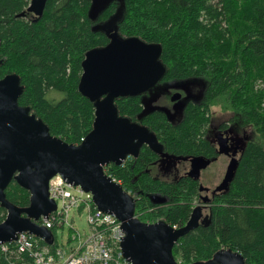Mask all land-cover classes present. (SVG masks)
Wrapping results in <instances>:
<instances>
[{
    "label": "trees",
    "instance_id": "1",
    "mask_svg": "<svg viewBox=\"0 0 264 264\" xmlns=\"http://www.w3.org/2000/svg\"><path fill=\"white\" fill-rule=\"evenodd\" d=\"M29 6L30 0H0V79L21 77L19 104L30 107L54 136L80 144L95 121L94 105L78 90L85 54L106 46L115 28L122 36L161 44L167 74L159 91L120 99L117 107L155 133L171 159L158 160L144 147L135 162L105 171L135 198L144 223L164 220L181 229L195 208L202 209L199 227L173 249L178 263L208 261L232 249L246 264H264V0H47L41 17ZM173 80L204 86L202 102L179 118L164 107ZM215 106L235 114L240 127L252 128L260 141L246 143L234 178L205 208L199 183L175 169L178 160L216 157L209 134ZM154 164L160 174L135 179ZM6 196L16 207L30 205V192L16 182ZM6 216L0 205V224ZM58 231L49 230L52 242L35 240L38 247L66 248ZM11 246L0 253V264H35L32 253Z\"/></svg>",
    "mask_w": 264,
    "mask_h": 264
},
{
    "label": "water",
    "instance_id": "2",
    "mask_svg": "<svg viewBox=\"0 0 264 264\" xmlns=\"http://www.w3.org/2000/svg\"><path fill=\"white\" fill-rule=\"evenodd\" d=\"M119 1L124 5V0ZM46 4L47 0H30L28 10L41 17ZM109 39L106 46L89 50L82 62L78 90L94 105L95 121L80 144H69L54 136L30 107L19 104L24 87L18 74L0 79V205L7 210L6 219L0 224V246L16 242L22 233L45 242L54 240L40 221L57 210L56 202L50 198L49 184L61 176L67 184L91 193L100 211L117 217L125 232L123 254L132 264H179L173 249L181 238L199 227L202 209L195 208L181 229L164 220L144 223L136 216L135 198L105 171L110 165H123L130 157L138 158L143 146L161 159L169 157L155 133L120 115L117 107L120 99L147 94L153 97L159 91L167 74L161 59L163 47L139 37L122 36L117 28ZM179 98L175 94L172 102ZM240 143L225 133L218 138V157L183 159L190 162L188 175L199 183V199L204 206L212 202L218 191L209 187L205 174L224 155L240 158L244 150ZM238 161L232 163L228 182L235 176ZM12 182L30 192L28 207L19 208L8 201L6 190ZM192 264L246 261L237 251L222 249L210 260Z\"/></svg>",
    "mask_w": 264,
    "mask_h": 264
},
{
    "label": "built area",
    "instance_id": "3",
    "mask_svg": "<svg viewBox=\"0 0 264 264\" xmlns=\"http://www.w3.org/2000/svg\"><path fill=\"white\" fill-rule=\"evenodd\" d=\"M49 193L57 204V210L43 217L40 225L49 230L68 228L75 245L52 252L49 248L38 247L35 240L41 239L22 233L16 242L1 245L0 253L11 252L13 245L18 252L32 253L35 264H132L123 254L121 245L125 232L121 222L114 214L100 211L91 193L67 184L61 176L50 181ZM73 211L87 212L88 234L83 236L76 230L72 221Z\"/></svg>",
    "mask_w": 264,
    "mask_h": 264
},
{
    "label": "rangeland",
    "instance_id": "4",
    "mask_svg": "<svg viewBox=\"0 0 264 264\" xmlns=\"http://www.w3.org/2000/svg\"><path fill=\"white\" fill-rule=\"evenodd\" d=\"M188 82L191 83H196V81H175L173 80V82H171L172 88L177 89L179 88V86L181 84H186L188 86H192V84H189ZM166 88V87H165ZM166 90H168V88H166ZM166 109L168 110H172L173 113H176V109L178 107L175 108H171L167 105L164 106ZM213 111V120H212V127L210 128V135H211V141L213 143L215 142V129L220 123L223 122H228L230 119H232V123L229 124V126L232 128V133L240 136L242 134L241 131H243V129L240 127L238 120L236 119L235 114H231V113H226V111H224L221 107L219 106H215V108L212 110ZM246 131L248 134H251V141H255L258 140L260 141V139L255 135L254 131L252 128H247ZM246 144V143H245ZM238 158L236 157V159H231L230 156H222V158L220 159V161L218 162V164L215 166V168L212 170V173H210V175L206 176L208 177L207 183L209 185V187L211 188H216L218 190H223V188L225 187V185L228 183L229 180V175H230V169L232 166V163L234 161H237ZM190 170V164L188 163L187 167H186V171ZM205 213H207V211H205ZM87 212H79V211H73L72 213V221L74 222L75 228L76 230L81 234V235H85L88 234V223H87ZM207 219L205 218L203 220V223H206ZM74 233V232H73ZM71 236V232L68 228H65L63 230H60L57 232V240L61 245H65L68 249L70 247H73L75 245V241L70 239Z\"/></svg>",
    "mask_w": 264,
    "mask_h": 264
},
{
    "label": "flooded vegetation",
    "instance_id": "5",
    "mask_svg": "<svg viewBox=\"0 0 264 264\" xmlns=\"http://www.w3.org/2000/svg\"><path fill=\"white\" fill-rule=\"evenodd\" d=\"M189 84H192V86L190 87V86H188V85H186V84H181L180 86H179V88H177V89H175L174 90V88H171L169 91L171 92V97H170V99H169V103H168V105L167 106H169V107H171L172 109L173 108H175V107H178L177 109H176V113H175V116H173V117H177V118H179V116L180 115H182L183 114V112L182 111H184L185 112V109H187L190 105H199L201 102H202V100H203V88H204V86H202V84L200 83V82H196V83H191V82H188ZM175 94H179L180 95V98L177 100V101H175V102H172V97L175 95ZM181 106H183L182 108H181ZM179 115V116H178ZM183 117V116H182ZM174 119V118H173ZM212 120H213V116H212ZM230 123H232L231 122V119L228 121V122H223V123H220L216 128H214L215 129V131H216V133L214 134L215 135V151H216V157H218L219 156V154H218V150H219V144H218V138H219V136L220 135H223V134H225V133H228L229 134V137L230 138H233V139H237V140H239L241 143H240V146L243 148L244 146H245V144L243 143V141L245 142V143H248V141H250V139H251V134H248L246 131H241L242 132V134L240 135V136H237V135H235V134H233L232 133V128L229 126V124ZM211 127H212V123H211ZM209 134H210V131H209ZM211 136V135H210ZM158 138V137H157ZM160 141V140H159ZM213 143V142H212ZM163 145V144H162ZM164 146V145H163ZM144 147H147V146H143L142 147V149L144 148ZM148 149H149V147H147ZM141 149V150H142ZM150 150V149H149ZM151 151V150H150ZM164 151L166 152V150H165V148H164ZM152 152V151H151ZM140 153H141V151H140ZM152 153H154V152H152ZM168 155H169V153L168 152H166ZM155 154V153H154ZM156 155V157H157V159L159 160V159H161V157L159 156V155H157V154H155ZM139 156H140V154H139ZM216 157H214V158H216ZM231 157V159H236V158H233L232 156H230ZM139 158V157H138ZM138 158H133V157H130V158H128L127 160H126V163H132V162H135ZM237 158H239V157H237ZM171 159V156L169 155V157L167 158V159H165V160H170ZM174 159V158H173ZM191 159V158H190ZM213 159V158H212ZM239 160V159H238ZM179 161V163L177 164V166H176V169L175 170H177V172L179 173V177H183V176H189L188 175V173H189V171H186V167H187V165H188V163L190 164V162L187 160V161H185V160H183V161H180V160H178ZM125 163V162H124ZM218 164V163H217ZM216 164V165H217ZM215 165V166H216ZM215 166L214 167H212L210 170H209V172H207L206 174H205V179H206V182H207V180H208V177H206V176H208V175H210V173H212V170L215 168ZM160 167V166H159ZM159 167H158V165H156V164H154V166L151 168V170H145V171H142V172H139L138 174H137V177L135 178L136 180H138V179H141V177H142V175H143V173L146 175V176H150V173L153 175V176H156V175H158V174H160L159 172H158V170H159ZM160 171V170H159ZM166 178H170V176L169 175H166ZM208 184V183H207ZM212 189H214V190H218V189H216V188H212ZM220 193V190H218L217 191V193L215 194V197L218 195ZM215 199V198H214ZM213 199V200H214ZM212 200V201H213ZM209 205L210 204H207V205H205L204 207L206 208V207H209ZM207 211H209L208 210V208L206 209Z\"/></svg>",
    "mask_w": 264,
    "mask_h": 264
}]
</instances>
